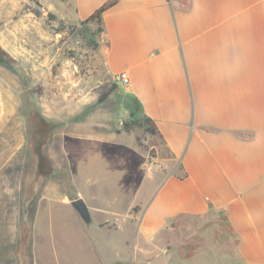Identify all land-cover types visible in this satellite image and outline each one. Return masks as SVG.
Wrapping results in <instances>:
<instances>
[{
	"label": "crops",
	"instance_id": "0c3cea01",
	"mask_svg": "<svg viewBox=\"0 0 264 264\" xmlns=\"http://www.w3.org/2000/svg\"><path fill=\"white\" fill-rule=\"evenodd\" d=\"M66 1L83 20L108 0ZM102 22L105 70L127 73L126 84L117 82L154 120L172 167L141 198L131 180L138 208L130 246L115 226L100 227L119 224L118 206L100 218L102 207L78 191L95 219L81 239L83 264H186L190 257L162 246L159 235L179 215L209 211L222 213L235 237L224 264H264V0H116ZM102 140L84 139V162L103 151ZM120 140L102 145L119 152ZM92 175L82 172L89 186ZM216 257L194 254L191 264H218Z\"/></svg>",
	"mask_w": 264,
	"mask_h": 264
},
{
	"label": "rangeland",
	"instance_id": "374dc122",
	"mask_svg": "<svg viewBox=\"0 0 264 264\" xmlns=\"http://www.w3.org/2000/svg\"><path fill=\"white\" fill-rule=\"evenodd\" d=\"M97 27L74 19L66 0H0V264H83L81 239L94 232L95 219L85 222L72 206L78 191L102 207L100 218L118 206L119 224L100 227L115 226L130 246L137 206L131 180L141 185V198L171 170L157 135L137 126L124 131L133 102L105 70ZM115 137L119 152L102 145ZM84 139L104 140L103 151L86 162ZM82 172H93V186ZM171 223L159 241L190 257L186 264L207 253L224 264L234 252L220 212L179 215Z\"/></svg>",
	"mask_w": 264,
	"mask_h": 264
},
{
	"label": "trees",
	"instance_id": "16d2710c",
	"mask_svg": "<svg viewBox=\"0 0 264 264\" xmlns=\"http://www.w3.org/2000/svg\"><path fill=\"white\" fill-rule=\"evenodd\" d=\"M116 0H108L105 3H103L101 6H99L96 10H94L88 17H86L83 20H80V23L82 24H86L88 22H96L98 24L97 27V32H100L102 30V13L110 6H112L115 3ZM51 16V14H50ZM96 32V33H97ZM109 91H111V89L105 90V91H101L99 92V96H98V101L101 102L104 100V98L107 96V94L109 93ZM129 97L132 100V105H131V109L129 111V116L131 118V124H127V123H123V129L124 131H129V129L132 126H137V127H141L143 128L145 131H147L148 133L152 134V135H159L158 134V130L156 127V124L154 122V120L149 117L146 113H144L141 104L136 100V98L130 94H128ZM38 156L40 161L43 163L46 158L44 157V155L40 152H38ZM43 171V170H42ZM43 172H40V174H42ZM186 173H184L183 176H185ZM137 206H133L132 207V211H136L137 210ZM224 217V216H223ZM225 223L226 222V218H224ZM172 222V221H171ZM172 224V223H171Z\"/></svg>",
	"mask_w": 264,
	"mask_h": 264
},
{
	"label": "water",
	"instance_id": "95a60500",
	"mask_svg": "<svg viewBox=\"0 0 264 264\" xmlns=\"http://www.w3.org/2000/svg\"><path fill=\"white\" fill-rule=\"evenodd\" d=\"M71 204L85 222L90 221V214L88 207L85 201L81 197L72 199Z\"/></svg>",
	"mask_w": 264,
	"mask_h": 264
},
{
	"label": "built area",
	"instance_id": "2783aa9c",
	"mask_svg": "<svg viewBox=\"0 0 264 264\" xmlns=\"http://www.w3.org/2000/svg\"><path fill=\"white\" fill-rule=\"evenodd\" d=\"M114 79L118 82L120 81L123 84H126L128 82V76H127V73L125 71H121V72L117 73L114 76Z\"/></svg>",
	"mask_w": 264,
	"mask_h": 264
},
{
	"label": "bare ground",
	"instance_id": "6f19581e",
	"mask_svg": "<svg viewBox=\"0 0 264 264\" xmlns=\"http://www.w3.org/2000/svg\"><path fill=\"white\" fill-rule=\"evenodd\" d=\"M2 150V149H1Z\"/></svg>",
	"mask_w": 264,
	"mask_h": 264
}]
</instances>
